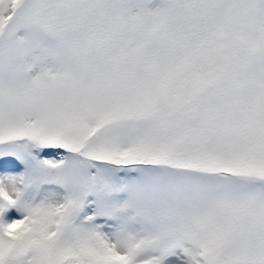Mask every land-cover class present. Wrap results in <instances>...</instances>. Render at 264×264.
I'll use <instances>...</instances> for the list:
<instances>
[{
  "label": "snow or ice",
  "instance_id": "6c2138e0",
  "mask_svg": "<svg viewBox=\"0 0 264 264\" xmlns=\"http://www.w3.org/2000/svg\"><path fill=\"white\" fill-rule=\"evenodd\" d=\"M0 264H264V0H0Z\"/></svg>",
  "mask_w": 264,
  "mask_h": 264
}]
</instances>
